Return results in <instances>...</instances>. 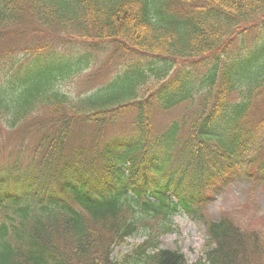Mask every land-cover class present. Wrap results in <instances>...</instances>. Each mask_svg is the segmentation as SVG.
<instances>
[{
  "label": "trees",
  "instance_id": "obj_1",
  "mask_svg": "<svg viewBox=\"0 0 264 264\" xmlns=\"http://www.w3.org/2000/svg\"><path fill=\"white\" fill-rule=\"evenodd\" d=\"M20 24L29 29H12ZM38 28L138 56L70 96L62 84L91 55L27 41ZM255 31L246 53L227 55ZM0 74V130L38 134L27 156L20 147L0 163V264H264L260 233L204 211L213 181L252 166L255 179L264 173V123L252 119L264 89V0H0ZM179 105L180 119L155 127L154 107ZM130 110L128 132L107 137ZM76 127L92 132L73 146ZM178 212L204 225L195 262L158 247ZM139 233L141 243L112 257Z\"/></svg>",
  "mask_w": 264,
  "mask_h": 264
},
{
  "label": "rangeland",
  "instance_id": "obj_2",
  "mask_svg": "<svg viewBox=\"0 0 264 264\" xmlns=\"http://www.w3.org/2000/svg\"><path fill=\"white\" fill-rule=\"evenodd\" d=\"M22 31L27 28L26 24H20L12 27ZM9 30V29H8ZM43 32H37L29 36L27 41H36L41 47L44 42L48 43L49 48L59 52L60 57L69 58L75 51L87 50L91 55L92 64L84 70L79 76L65 80L62 84L63 90L70 96H82L92 93L97 87L105 84L118 68L126 65L132 59H137L138 55L113 54L114 44L93 40L91 38L83 39L79 35L68 34L66 32L54 31L52 29H41ZM256 31L251 34L240 35L236 39L228 56L237 53H246L255 43L254 36ZM26 41H18V45H23ZM86 48V49H85ZM136 53V52H135ZM89 55V56H90ZM25 63V60L23 61ZM190 67L188 64L184 65ZM189 71H194L191 67ZM205 69L197 68L196 73L202 75ZM174 71L168 76L170 80ZM0 74V82H1ZM47 109L42 107L36 114V117L47 115ZM183 111V105L173 109L162 111L154 107L153 118L155 127H162L172 119H180ZM135 113L133 110L127 111L117 116L114 125L107 129L106 136L111 137L118 134H125L129 130V124ZM252 119H263L264 123V89L255 98V105L252 112ZM77 127L74 136L71 139L75 146L88 139L92 128H83L80 133ZM38 138L36 132H30L26 137L20 138L16 133L13 137L5 131L0 130V163H4L9 155H13L20 147L23 148V156H27L29 146ZM255 166L247 171L231 174L226 181L219 179V182L213 181L207 189L205 205V214L208 219H218L221 216H228L241 228L249 231H257L264 237V173H258ZM250 173V174H249ZM145 239L143 233L128 238L126 243L116 247L112 253L113 258H119L128 253L133 247ZM206 239L205 228L201 222L192 220L187 214L178 212L171 218V230L159 238L158 247L160 249H171L184 255L188 263L195 262L201 255Z\"/></svg>",
  "mask_w": 264,
  "mask_h": 264
}]
</instances>
